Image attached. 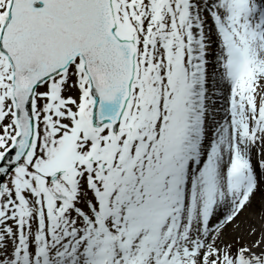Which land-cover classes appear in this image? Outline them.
Masks as SVG:
<instances>
[{"label": "snow or ice", "instance_id": "1", "mask_svg": "<svg viewBox=\"0 0 264 264\" xmlns=\"http://www.w3.org/2000/svg\"><path fill=\"white\" fill-rule=\"evenodd\" d=\"M0 264H264V0H0Z\"/></svg>", "mask_w": 264, "mask_h": 264}, {"label": "rangeland", "instance_id": "2", "mask_svg": "<svg viewBox=\"0 0 264 264\" xmlns=\"http://www.w3.org/2000/svg\"><path fill=\"white\" fill-rule=\"evenodd\" d=\"M258 198H259V193L257 194Z\"/></svg>", "mask_w": 264, "mask_h": 264}]
</instances>
